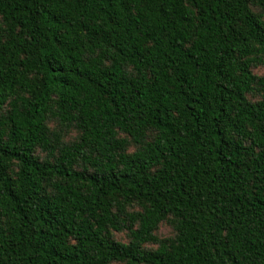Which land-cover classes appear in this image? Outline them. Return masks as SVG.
Wrapping results in <instances>:
<instances>
[{"label": "trees", "instance_id": "obj_1", "mask_svg": "<svg viewBox=\"0 0 264 264\" xmlns=\"http://www.w3.org/2000/svg\"><path fill=\"white\" fill-rule=\"evenodd\" d=\"M256 66L264 0H0V264H264Z\"/></svg>", "mask_w": 264, "mask_h": 264}, {"label": "rangeland", "instance_id": "obj_2", "mask_svg": "<svg viewBox=\"0 0 264 264\" xmlns=\"http://www.w3.org/2000/svg\"><path fill=\"white\" fill-rule=\"evenodd\" d=\"M253 72L258 75L264 74V68L262 66H256L253 68ZM157 233L159 236H168L173 233V230L167 223H162L160 224ZM117 237L122 240L126 238L123 232L117 233Z\"/></svg>", "mask_w": 264, "mask_h": 264}]
</instances>
